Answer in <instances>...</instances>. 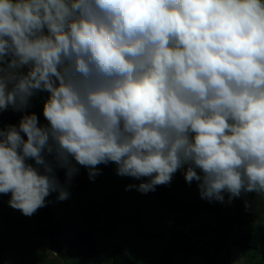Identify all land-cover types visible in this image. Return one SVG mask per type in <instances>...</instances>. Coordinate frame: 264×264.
Segmentation results:
<instances>
[{"label":"clouds","instance_id":"clouds-1","mask_svg":"<svg viewBox=\"0 0 264 264\" xmlns=\"http://www.w3.org/2000/svg\"><path fill=\"white\" fill-rule=\"evenodd\" d=\"M39 92L46 124L0 128V194L25 216L68 198L54 168L109 162L147 178L126 190L186 166L202 199L264 195V0H0V111Z\"/></svg>","mask_w":264,"mask_h":264},{"label":"rangeland","instance_id":"rangeland-1","mask_svg":"<svg viewBox=\"0 0 264 264\" xmlns=\"http://www.w3.org/2000/svg\"><path fill=\"white\" fill-rule=\"evenodd\" d=\"M47 96L48 94L46 92L37 93L35 96L30 98L28 106L33 105V106L43 107L45 100L47 99ZM9 108H12V107H9ZM43 121H44L43 123H47L45 119ZM49 159H51V157H49ZM32 163H33L32 165L35 166V162L33 160H32ZM84 170H86V168L82 166L79 167V172L84 171ZM54 174H55V177H57L58 175L60 176L61 181L58 180L59 184L63 188H65L67 191H70L69 188H67L65 185L62 184L63 180H65L66 178L64 171L63 170L62 172L58 171L57 173H54ZM76 176L77 175L74 176L75 179H76ZM76 181H77V184L74 185L73 191L75 192L74 199L75 201H78L79 203L76 205L77 210L73 209L74 205L70 206L69 208L73 209L72 214L71 212L66 211L64 215L62 214V219H58V220H61L60 224L62 225L61 228L63 231L62 244H64L66 248L67 247L69 248V249L67 248L68 251L71 250L73 252L70 257L75 258V256H77L78 258L77 260L73 259L72 261L67 260L68 262H66V264H80L82 254L84 252V248L77 241L76 231L79 233H83L85 223L87 224V230L90 231V233L87 232V234L89 233L93 237L96 243V246H97V251L93 257L92 263L93 264H111L112 258H113V247L114 245L118 243V237H119L118 228H114V227L109 228L111 225V218H109V220L106 221L107 225L100 224V226H103V228L99 227V224L95 225L93 228H90L91 225H94V222H96V219L95 220L92 219L87 222V217H86L88 214L87 208L90 207L91 204H94V203H96L97 205L99 201L101 200L102 198L101 194L103 195V193H99L98 196L95 194L97 197H95L94 199V197L89 194L90 190H94V188L92 187V184H93L92 179L89 182L85 180L86 183L88 184L86 188H84L77 179ZM98 187L100 188L101 186L98 185ZM118 193H122V192H118ZM136 194L137 192L132 193L130 196L127 195V197H121V203L124 205H121L119 207V210L117 211V213L122 215L123 221L125 219H128L131 223V224H127L126 221L125 223H122L121 221H119V228L121 227V225H125L124 227L121 228V233L123 236L128 235V234L135 235V232L137 234H142L137 229H136L137 231H134V230L131 231V229L132 227L134 228L137 224L138 226L143 224L142 221L144 220V213L146 214L147 218H150V220H152L151 217L155 218L156 215L158 216V214H156L158 213V208H156L158 204L157 205L153 204L149 206L145 203V201H141V200L140 202L137 201L134 204L131 201V197L132 195H136ZM143 194L141 195V193L138 192V196L141 195L142 197ZM181 194L182 192H179L176 189H167L166 191L167 199L171 200L173 204L176 203V199L179 198ZM53 195L55 196L56 200L53 197ZM58 196H59V191L52 192L48 197L45 198L48 202L47 210H45L44 207H41L32 216L30 217L28 216L27 220L28 222L30 221L29 224L31 225V229L30 230L27 229L24 233L22 230V227H23L22 219L23 218H21V214L19 213V210L17 209L12 210V211H16L17 214L19 213L18 214L19 219L16 218L12 222L11 225L8 224V228H10L13 233L11 234L10 238L8 237L6 246L0 244V253H1L0 254V264H11L13 263V261L15 264H33V263L36 264L37 261L33 257V255H32V258H30L31 256L30 254H32L33 252L36 255V258L40 256L42 260L44 259L45 264H60V261L58 258H51L44 254L50 248V244L53 245V243H50L49 238H48L49 236L52 237V233H51V229L49 226V220L47 219L46 217L47 215L45 214L47 211L48 212L47 214L50 213L52 216V219L57 221L58 215L61 213V210L59 207L60 206L62 207L61 200L58 199ZM0 197H1V194H0ZM254 198L255 197L252 194L249 197L244 198L242 202L238 200V202H234L236 205L229 204V206L227 207L223 203H218V202L216 204L213 203L215 210L218 211L217 215H219L218 217H216V219H214V222L217 224V223H221V220H223L221 224L223 225V228L225 229L226 236H228V241H227L225 250L221 252L210 253V254L215 255L213 264H262L261 255L259 254L258 250L251 249L252 251H250L249 256H247L242 251V244L246 236L251 233H260L261 235H264V214H263L264 204L260 209L258 208V206L248 207L249 213H253L251 220H249L250 222H252L253 225L249 227L248 230H246L248 234L244 232V229H241L243 226L248 225L247 221H245L246 218L242 216L238 218L237 220V218L235 217L237 215L236 212L238 209L241 208V210L243 209L247 210L248 205L246 204L252 203L253 201L257 202V199H254ZM9 199H10V196L9 198L7 196L4 199L3 203L10 206L8 203ZM65 201L69 205L73 204L70 194L68 198L65 199ZM209 202H212V201L202 199V204L204 203L206 205H211V203L209 204ZM213 202H215V200ZM104 203H109V202L105 200ZM117 203H119V201H117ZM243 203H246L245 206L243 205ZM83 204H84V208L82 207ZM111 208L113 211H116L115 206L111 205ZM178 208L183 210L181 207H178ZM185 209H187L186 211L189 212L188 215H190L191 219H194L195 214H197V212L202 213V211H205V207L203 208L186 207ZM209 210H207L206 208V211H209ZM3 211L5 215L11 212L10 209L9 210L4 209ZM211 213H212V216L216 215L215 212L214 213L211 212ZM4 214H3V217L6 218ZM190 218H189L188 224H191ZM187 219L188 217L179 218L178 220H181L184 223H186ZM226 220H229V221L227 222ZM31 221H34V223ZM200 222L201 221H197L194 224L193 228H199L201 225L199 224ZM166 223H167L166 221L156 222L155 220H152V222L151 221L147 222L143 229H145L150 234H157V232H160L162 233V236H164L163 235L164 233L159 230H165L168 227ZM12 226L14 228H12ZM236 226L238 227L235 228L234 233L233 232L231 233L230 228L236 227ZM19 232H21L22 234H18ZM210 235L211 234H209V236ZM209 236H206V238ZM156 241L157 243L161 244L163 242H166L167 240H163L160 238ZM189 245H190L189 243H186V245H184L183 247L182 240L178 236H176L173 240H170L167 245L168 252L174 253L171 256H168V252H164V251L161 252L158 249L157 250H153V249L145 250V249H140V248H134L133 249L134 261H135V264H156L158 262L159 263L164 262V264H209L207 254L204 253L205 249H203L202 251H199L197 249L196 250L197 252L196 251L194 252L192 248L189 249ZM204 245L207 246L206 243ZM53 246L56 247L55 244ZM127 247L128 246H124V248H127ZM177 248H180L178 252L175 250ZM28 250H30L29 254L27 253ZM77 250H81L82 253L78 254ZM137 252H138V255H137ZM179 252H182L184 256L178 255ZM26 254L28 255V257L26 256ZM40 262L41 263H38V264H42V261Z\"/></svg>","mask_w":264,"mask_h":264},{"label":"crops","instance_id":"crops-1","mask_svg":"<svg viewBox=\"0 0 264 264\" xmlns=\"http://www.w3.org/2000/svg\"><path fill=\"white\" fill-rule=\"evenodd\" d=\"M77 167H80L79 165H77ZM98 168L100 169V174L96 175L94 179H92L93 184L92 187L94 188V190H90L89 194L91 196L97 197L99 193H103V195L101 194V200L99 201V203L96 205V203L91 204L90 207L87 208L88 210V214H87V222L89 220L92 219H96V222H94V225H91L90 228H93L95 225L99 224V227L103 228V226H100V224L107 225V222L109 220V218H111V225L109 228L114 227V228H118V243L116 245H121L123 248L124 246H128L127 248H124L125 251L134 259V252L133 249L134 248H140V249H145V250H149V249H153V250H159V251H164V252H168V242L170 240H173L176 236H178L183 243V247L184 245H186V243H189V249L192 248V250L194 248H197L200 246V244L205 240L206 236H209V234L214 233L216 230H218L219 228V224L220 223H215L214 219H216V217H218L219 215H217V210L213 211V210H209L207 208H205V211H202V213L197 212V214H195L194 219L190 218V215L188 211H186V205L190 204V203H202V198L200 196L199 193V188H198V181H193L190 184L188 182L185 181L184 178V172L186 171V166L185 168H182L180 170H178L172 177V180L169 184L165 185V190L167 191V189H176L179 192H182V194L179 196V198L176 199V203L173 204L174 206V210L171 212L170 211V207L167 204V202L165 201V199H162L158 196V192L156 193V189L155 191H149L147 193H141L140 191L136 190V188H131L126 190V187L128 185H139L142 182H147V178H141L140 180L131 178V177H121L119 175L116 174V168L117 165L115 163L109 162L107 165L101 164L98 166ZM65 173V170L62 169ZM61 169L54 168V173H57L58 171H61ZM197 173L200 174V170L197 169ZM55 175V174H54ZM57 180L61 181L60 176L58 175ZM76 179L82 184V186L84 188H86V186L88 185L86 183V181H90L89 179V175H88V170H84L81 171L77 174ZM76 179L73 177L71 182H67L66 178L65 180H63L62 184L65 185L67 188L70 189L69 194L71 196V200L73 202L72 205H69L65 200H61V205L60 206V210L61 213L58 215V219H62V214L64 215V213L67 212H71L73 209L77 210L76 205L79 204L78 201H75L74 199V195L75 192L73 191L74 185L77 184ZM86 180V181H85ZM85 182V183H84ZM86 184V185H85ZM98 185H100L101 187L99 188ZM118 192H122V193H118ZM136 195H132L131 197V201L135 204L137 201L140 202L141 201H145V203L149 206L153 205V204H158L156 208H158V216L156 215L155 218L151 217L152 220H155L156 222H162V221H166L168 227L165 230H159L161 232H163L164 236H162V233L157 232V234H150L148 233L145 229H143L145 227V224L147 222H152V220H150V218H147L146 214L144 213V220L142 221L143 224L139 225L138 224L132 229L134 231L139 230L140 233L142 234H137L135 232V235H125L123 236L121 233V228L124 227L125 225H121V227L119 228V221H121L122 223H125V221L127 222V224H131L130 221L128 219H125L123 221L122 219V215L118 214L117 211L119 210V207L121 205H124L121 203V197H127L130 196L132 193H136ZM138 192L141 193V195L143 194V196L141 197V195L138 196ZM84 193V192H83ZM97 196H96V195ZM254 195V199H257V202L253 201L252 203L246 204L243 203V205L247 206V210L243 209L241 210L238 209L236 212V218L238 220V218L240 217H244L246 218L245 221H247L246 226H243L241 229H244V232H246V230L249 229V227H251L253 224L252 222H250L249 220H251V217L253 215V213H249L248 211V207H253V206H258V208L260 209L263 204H264V195H259L257 193L254 192H249V193H242L240 197L237 198H233L231 201H229L228 199V193H223L224 195V201L220 202V201H215L212 200V202H209V204L211 203L212 206H214L213 203H223L225 204V206H229V204H235L234 202H238V200H240V202H242L244 200V198L249 197L250 195ZM8 196H10V194L5 195V194H1L0 197V244L2 245H7V240L8 237H11V234L13 233L11 231L10 228H8V224H12V222L18 218V214H21V218L22 219V230L23 233L27 230V229H31V225L29 224L30 221L28 222L27 218L28 216H25L22 214V212L19 211V213L17 214L16 211H12L14 210V208H12L11 206H8L7 204L3 203L4 199ZM53 197L55 198V196L53 195ZM92 197V198H93ZM167 197V195H166ZM56 200V198H55ZM105 200H107L109 203H104ZM102 201V202H101ZM113 201V202H112ZM117 201H119V203H117ZM101 202V203H100ZM5 204V205H4ZM106 204V205H104ZM65 207H64V206ZM73 209H70V206H73ZM111 205L115 206L116 211H113L111 208ZM183 205V206H182ZM236 205V204H235ZM97 206V207H96ZM82 207L84 208V204L82 205ZM181 207L183 210H181ZM4 209L9 210L10 209V213L8 214H4ZM63 209V210H62ZM199 211V210H198ZM211 212H215L216 215L212 216ZM3 214L6 216V218L3 217ZM264 214V212H263ZM25 218H24V217ZM188 217L187 222L184 223L181 220H178L179 218H185ZM10 218V219H9ZM119 218V219H118ZM189 218H190V223L189 222ZM32 220V219H31ZM197 221H201L199 224L200 227L199 228H193L194 224ZM227 222L229 220H226ZM34 223V221H31ZM246 224V223H244ZM236 227H231L230 228V232L234 233L235 228ZM12 228H14L12 226ZM107 229V228H106ZM137 229V230H136ZM214 230V232H213ZM220 230L225 233V229L224 228H220ZM90 231L87 230V224L85 223L84 229H83V233H87ZM83 233H79L76 231V236L78 237L79 235L83 234ZM88 233V234H89ZM248 234V232H246ZM18 234H22L21 232H19ZM161 236V237H160ZM14 238V237H13ZM50 243H53L52 240L53 238H51L50 236L48 237ZM163 239V240H167L166 242L163 243H157L156 240L158 239ZM125 244V245H123ZM114 245V247L116 246ZM113 247V249H114ZM48 250H52L57 252V250H55L53 248V245L50 244V248ZM177 252L180 250V248L175 249ZM191 250V251H192ZM71 251V250H70ZM70 251H66L67 257L65 258L66 260H77V256H75V258L70 257L72 255V251L70 253ZM158 251V252H159ZM30 250L27 251V253L29 254ZM78 254H81V250H77ZM139 252V250H138ZM137 252V255H138ZM146 252V251H145ZM195 252V251H194ZM197 252V251H196ZM1 254V253H0ZM172 254H174L173 252H168V256H171ZM30 258L33 257L36 259L37 263H41L40 261H42V258L39 256L38 258H36V255L34 254V252L32 254H30ZM178 255L180 256H184V254L182 252H179ZM26 256L28 257V255L26 254ZM112 263V262H111ZM11 264H15L14 261ZM34 264V263H33ZM156 264H164V262H158Z\"/></svg>","mask_w":264,"mask_h":264},{"label":"trees","instance_id":"trees-1","mask_svg":"<svg viewBox=\"0 0 264 264\" xmlns=\"http://www.w3.org/2000/svg\"><path fill=\"white\" fill-rule=\"evenodd\" d=\"M35 113L38 118L39 122L41 124H46L43 123L44 121V116H43V107L39 106H28L23 110H14L13 108H8L6 110L0 111V128H6L8 125H18L21 117L25 114H32ZM26 139V137H25ZM28 163L33 164L32 160L29 159ZM62 169V168H58ZM158 192V195L160 198L165 199L167 204L170 207V211L172 212L175 208L173 206V203L171 200L167 199L166 197V190H165V185H158L155 188ZM46 200V199H45ZM48 207V202L46 200L44 209L47 210ZM186 207L192 208H208L213 211H215L214 206L212 205H206L202 203H190L186 205ZM48 212L46 211L47 219L49 220V226L51 229L52 237L53 240V248L57 250V253L62 254L63 258L67 257L66 251L69 249L66 248L63 242V231L61 228V220H53L51 214H47ZM223 220H221V223ZM59 223V224H57ZM220 223L219 228H223V225ZM78 243L84 248V252L81 257L80 264H93V257L97 251V246L96 243L93 239V237L90 234L83 233L77 237ZM228 241V236H226L225 233L222 234V237L218 240L216 245H213L211 243H206V245L202 246L199 248V251H202L203 248H205L204 253L207 254L208 258V263L213 264L214 262V257L215 255L210 254L212 252H221L225 250L226 245ZM62 244V246H61ZM251 249L258 250L259 254L261 255V263L264 264V235H261L260 233H251L246 236L243 244H242V251L244 254L249 256ZM254 257V255H253ZM111 264H135L134 259L125 251V249L121 245H116L113 249V258H112V263Z\"/></svg>","mask_w":264,"mask_h":264},{"label":"built area","instance_id":"built-area-1","mask_svg":"<svg viewBox=\"0 0 264 264\" xmlns=\"http://www.w3.org/2000/svg\"><path fill=\"white\" fill-rule=\"evenodd\" d=\"M219 236H220V234H219V235H217V236L215 235V238L217 239Z\"/></svg>","mask_w":264,"mask_h":264},{"label":"water","instance_id":"water-1","mask_svg":"<svg viewBox=\"0 0 264 264\" xmlns=\"http://www.w3.org/2000/svg\"><path fill=\"white\" fill-rule=\"evenodd\" d=\"M193 251H196V248H194Z\"/></svg>","mask_w":264,"mask_h":264}]
</instances>
